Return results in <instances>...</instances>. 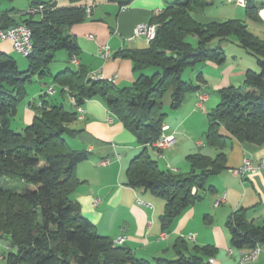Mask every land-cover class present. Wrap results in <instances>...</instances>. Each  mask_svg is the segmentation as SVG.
I'll return each instance as SVG.
<instances>
[{
  "label": "trees",
  "instance_id": "trees-1",
  "mask_svg": "<svg viewBox=\"0 0 264 264\" xmlns=\"http://www.w3.org/2000/svg\"><path fill=\"white\" fill-rule=\"evenodd\" d=\"M112 1L123 6L133 0ZM39 4L45 6L43 12H28ZM206 5L207 0H171L153 16L151 22L157 24V33L148 46L119 52L133 61L139 73L131 86L120 88L112 80L88 78V70L81 66L54 74L62 100L44 91L39 96L41 103L32 105L35 115L23 132L11 127V119L27 96L28 82L33 76L49 75L60 50L70 56L78 54L79 45L70 30L86 19L87 6L32 0L23 15H16L14 7L0 11V30L25 23L32 30L33 40L25 70L19 69L14 56L0 53V177L29 185L19 192L0 184V234L11 239L6 264H151L137 257L128 245H114L113 239L98 233L70 196L80 184L77 166L88 153L72 148L66 139L80 132L73 126L79 119L76 106L64 105L68 95L74 96L77 104L101 97L144 146L128 165L126 184L165 200L160 215L163 231L170 230L189 206L203 198L210 175L227 168L224 149L232 137L264 142V39L237 18L198 20L193 9ZM246 13L258 18L256 0H247ZM35 14L40 16L35 18ZM189 36L197 38L196 46L188 41ZM231 36L257 58L260 71L249 68L242 83L221 88L220 102L207 112L205 141L220 151L216 156L188 154L191 169L186 173L161 168L148 148L163 132L165 94L170 90L171 106L179 108L187 93L200 88V84L183 78L184 70L205 61L223 62V47L212 44ZM147 68L153 71L146 73ZM197 77L204 81L201 73ZM226 225L235 247L264 244V225L249 220L246 208L233 211ZM174 248L178 258L157 257L155 264H212L208 257L215 253L211 245H194L190 250L184 239H177ZM188 250L190 254L186 255L184 251Z\"/></svg>",
  "mask_w": 264,
  "mask_h": 264
},
{
  "label": "crops",
  "instance_id": "crops-1",
  "mask_svg": "<svg viewBox=\"0 0 264 264\" xmlns=\"http://www.w3.org/2000/svg\"><path fill=\"white\" fill-rule=\"evenodd\" d=\"M51 1L56 2L57 6L86 5L90 11H87V17L82 23L74 25L70 30L76 36L79 45L78 54L73 55L78 58L79 63L73 64L72 56L64 50L65 53L59 55V62L54 63L55 67H50V73L47 75L51 78L50 82L36 76L39 79L38 89L29 96L26 104L31 110L32 104L41 103L39 96L44 93L47 86L58 87L53 75L66 68L76 69L81 66L88 72L101 71L105 79H113L116 86L120 88L131 86L139 73L134 70L133 61L119 52L148 46V42L143 37L133 36L135 26L140 22H151L153 16L171 2V0H133L122 9L112 0ZM218 1L207 0L206 7L193 9V15L202 22L237 18L250 30V21H253L255 28L252 31L264 39V18L261 14L264 0H256L259 14L257 19L247 15V1L245 4L233 0H221L227 3L220 4L217 3ZM241 8L245 9V16L250 21L242 18ZM232 40L235 39L231 37L212 45L219 44L225 48ZM103 45L109 46L108 57L100 50ZM245 50L236 47L230 51V58L227 60L225 56L221 63L205 61L194 65L189 77L194 79L196 76L197 80L195 79L194 82L200 84V88L195 92L187 93L179 108L169 109L164 106L166 112L164 124L168 126V132L175 133L177 142L161 150L153 146L148 148L161 168L186 173L191 169L186 156L195 153L194 148H197V152L204 151V154L211 156H216L220 151L206 144V130L199 133L201 129H205L206 119L208 124L207 111L220 102L219 90L242 83L247 69L257 71L258 65L256 62L253 64V61L245 55ZM0 53L14 56L17 62L16 54L21 55L13 49L9 40H0ZM57 58L58 55L55 60ZM21 62L23 67L29 64L28 60L22 59ZM152 71V68L145 70L146 73ZM198 73L202 74L204 81L198 80ZM56 92L57 88L51 95L56 96ZM67 98L71 104L69 95ZM57 99L60 100V96L57 95ZM84 106L86 109L84 118L76 120L73 124L75 128L80 129V132L75 136L66 137L72 148L85 150L88 153V157L77 166L76 174L80 184L70 196L80 204L82 214L94 224L98 233L111 239L120 234L126 235L124 244L128 245L137 257L144 258L151 264H155L157 257L178 258L179 252L174 248L177 239L187 241L190 250L194 245L213 246L215 253L208 257L209 261L213 259L212 264H264V244H260L261 251L254 260L240 263L243 253L252 248L235 247L231 232L226 225L231 213L241 207L247 209L249 220L264 225V170L244 176L233 171L244 158H249L254 164L263 160L264 142L257 144L232 137L224 149L227 154V168L210 175L203 198L189 206L170 230L163 231L160 215L164 211L165 200L150 191L126 184L128 165L144 146L108 109L101 97L86 100ZM183 145L187 148H181ZM103 159H109V163L102 164ZM209 187L212 189L209 190ZM2 244L9 248L7 238L0 234V247ZM190 250L184 253L189 255ZM0 264H6L3 252H0Z\"/></svg>",
  "mask_w": 264,
  "mask_h": 264
},
{
  "label": "built area",
  "instance_id": "built-area-1",
  "mask_svg": "<svg viewBox=\"0 0 264 264\" xmlns=\"http://www.w3.org/2000/svg\"><path fill=\"white\" fill-rule=\"evenodd\" d=\"M237 1L238 3L245 4L247 0H233ZM122 9L126 8V5L121 6ZM45 6L43 4L32 6L28 9L29 13H41L45 10ZM87 11H90V8H87ZM264 9L261 10L262 17L264 18L263 12ZM157 33V24L153 22H140L138 23L133 31V36H141L143 37L148 43L151 42L155 37ZM0 40H9L12 43L13 49L20 53L22 56H28L33 51V40H32V30L31 28L25 24V23H19L16 25H13L11 27H8L6 29L0 30ZM101 52L104 56L108 57L109 55V46L103 45L101 46ZM71 62L73 64H78L79 60L76 56L71 57ZM88 78L91 79H105L104 73L101 71H90L88 72ZM113 80V79H109ZM56 91V88L54 85L47 86L45 92L48 94H53ZM70 102L74 106H76V109L78 111V117L79 119L84 118L85 115V106L84 104H77L76 98L72 95H69ZM203 98V95L201 96ZM39 105V104H38ZM168 126L163 125V132L162 134L155 139L151 146H153L157 150H161L167 147H171L176 144L177 138L174 132H168L167 131ZM109 163V159H103L102 164ZM264 170V159L253 163L249 158H244L243 162L233 169V171L238 175H247L250 173H254L257 171ZM225 198V196L223 197ZM218 203V202H217ZM126 241V235L120 234L116 238L113 239L114 245H121L124 244ZM261 251V245L257 244L254 246L250 251L243 253L240 263H247L249 261L254 260ZM210 262H213V259H210Z\"/></svg>",
  "mask_w": 264,
  "mask_h": 264
},
{
  "label": "rangeland",
  "instance_id": "rangeland-1",
  "mask_svg": "<svg viewBox=\"0 0 264 264\" xmlns=\"http://www.w3.org/2000/svg\"><path fill=\"white\" fill-rule=\"evenodd\" d=\"M30 1L31 0H0V10L14 7L15 11H16V15H18V16L19 15H23V13L27 11V6L29 5ZM60 2H61V5H62V1H60ZM217 3L225 4L227 2L219 0ZM224 12H226V11H224ZM39 16H40L39 14H35V18H38ZM241 16H242V18L247 19L248 21H250L245 16V9L244 8H241ZM250 28H251V30H254V28H255V23L253 21H250ZM231 37H233V39H235L237 41V43H235V40H232V42H231V44L229 46H226L225 48L223 47L225 56H227V60L230 58V56H229L230 55V51H232L233 49H236V47H239L240 49H245V48L240 46L237 37H235V36H231ZM188 41L191 42L195 46L197 45V38L195 36H189L188 37ZM62 53H65V51L64 50H60L57 53L58 58L51 64L50 67H55L54 63L59 62V59H60L59 55L62 54ZM16 55L18 56L19 69L20 70H25L28 67V64L26 65V67H23V64H22L21 60L23 59V60L27 61V58H24V57H22L19 54H16ZM245 55H247V57H249V59H251L253 61V64H254V62H256V64L258 65L257 66V68H258L257 71H260V66H259V64L257 62V58L253 54L248 52L247 50H245ZM55 71H53V72H55ZM191 71H193V66H189V67H187L184 70L183 78L185 80L195 81V79H196L195 77L196 76L194 77V79L192 77H189V73ZM196 72L197 71L195 70V73ZM44 80L47 81V82H50L51 78L49 76H46V77H44ZM38 81H39V79L36 78V76H33L32 77V81L28 82V84H27V96L19 104L17 113L11 119V127L17 132H23L25 127L27 125H29L32 122V120H33V117L35 115L34 108L31 107L32 108V110H31L30 108H27L26 104H27V102L29 100V96H31L32 94H34L37 91V89H38ZM35 88H36V90H34ZM56 88L58 90V87H56ZM56 95H59V93H57ZM61 100H62V98H61ZM163 101H164V106L165 107H168L169 109H172V106H171V91L170 90L165 94V97H164ZM64 105L66 107L70 105L69 102H68V98H66L64 100ZM215 106H217V104ZM214 107H212V108H214ZM212 108H210L209 110H211ZM30 119H31V121H30ZM28 122H30V123H28ZM207 125L208 124H207V119H206L205 129H201L199 134H201V132L203 130H207V127H208ZM188 144H189V142H188ZM194 146H195V144H194ZM181 148L184 149V148H187V146L183 145V147H181ZM193 152H197V148H194ZM202 152L204 153V151H202ZM0 184H2L6 188H9V189H12V190H16V191H19V192L23 191L25 188H27L29 186L28 184H26L25 182H23V181H21L19 179H13V178H9V177H6V176H1L0 177ZM6 238L8 240V243L11 244V239L8 236H6ZM12 249L14 251H16L15 247H13ZM8 250H9V248H6V246H4L3 244L1 245L0 252H3V254H4V261H6V255L8 253Z\"/></svg>",
  "mask_w": 264,
  "mask_h": 264
},
{
  "label": "bare ground",
  "instance_id": "bare-ground-1",
  "mask_svg": "<svg viewBox=\"0 0 264 264\" xmlns=\"http://www.w3.org/2000/svg\"><path fill=\"white\" fill-rule=\"evenodd\" d=\"M262 13H263V15H264V11H263Z\"/></svg>",
  "mask_w": 264,
  "mask_h": 264
}]
</instances>
